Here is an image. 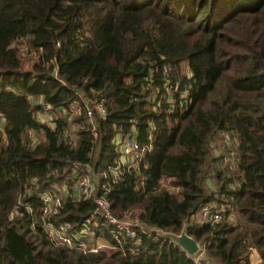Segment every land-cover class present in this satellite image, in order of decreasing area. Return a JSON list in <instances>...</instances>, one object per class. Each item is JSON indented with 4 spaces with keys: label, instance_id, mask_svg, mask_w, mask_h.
<instances>
[{
    "label": "trees",
    "instance_id": "16d2710c",
    "mask_svg": "<svg viewBox=\"0 0 264 264\" xmlns=\"http://www.w3.org/2000/svg\"><path fill=\"white\" fill-rule=\"evenodd\" d=\"M18 41L37 52L34 71L18 69ZM101 97L105 113L88 117ZM72 103L82 111L68 119ZM133 131L153 148L114 178L116 136ZM217 134L237 137L229 175L211 168ZM82 170L95 178L88 198L76 192ZM106 189L117 217L145 224L138 245L49 237L48 224L88 228ZM46 193L61 207L43 216ZM214 201L221 219L186 227L206 257L248 264L256 251L264 264V0H0V264H198L148 226L178 233ZM90 231L115 243L102 222Z\"/></svg>",
    "mask_w": 264,
    "mask_h": 264
},
{
    "label": "built area",
    "instance_id": "2783aa9c",
    "mask_svg": "<svg viewBox=\"0 0 264 264\" xmlns=\"http://www.w3.org/2000/svg\"><path fill=\"white\" fill-rule=\"evenodd\" d=\"M169 99L172 102V99ZM42 107L45 111L50 109V105L48 103H44ZM85 109L86 115L88 117H92L94 111H97L100 115H103L105 113V98L101 97L94 99L92 102L87 101ZM81 111L82 110L78 103H72L70 105V110L67 111L68 119H70L74 114H80ZM115 144L118 155L115 164L110 168L111 174L114 178H118L122 174V171L125 167H137L146 151H149L153 148L151 143L141 144L138 141L134 131L132 133L116 136ZM75 175V186L78 191V195H81L85 198L90 197L95 188V178L87 170L78 171ZM107 191L108 190L106 189L104 192H102V194L94 196L95 207L93 209L92 215L87 220L88 228L85 227L83 232L76 233L74 237L69 232V225L65 222H59L56 225L48 224L46 228L48 229L49 237L56 244H65L71 247L77 246L91 251H96L103 247L118 248L126 238H134L136 245H138L140 242L139 238L137 237L138 227L144 228L145 231V224H142L136 219L117 217L111 209L110 202L106 197ZM41 198L43 200V204L41 206L43 216L49 212H57L58 208L61 207L60 197L56 194L46 193L42 195ZM221 217V213L219 211H215L213 214H211L210 219L217 221L221 219ZM101 222L102 224L109 226V231L115 243L107 242L88 245V243L84 240L85 233L92 230V227L98 226ZM200 243L202 249L197 255L192 257L194 261L198 264H217L212 259L206 257L204 253L205 245L202 242ZM137 248L138 246L133 248L132 251Z\"/></svg>",
    "mask_w": 264,
    "mask_h": 264
},
{
    "label": "rangeland",
    "instance_id": "374dc122",
    "mask_svg": "<svg viewBox=\"0 0 264 264\" xmlns=\"http://www.w3.org/2000/svg\"><path fill=\"white\" fill-rule=\"evenodd\" d=\"M15 46L18 48L17 49V54H18V69L20 70H30V71H34V63L39 61L38 58V54L34 49H29L27 44L25 43V41H18L17 44H15ZM180 68L182 69V71L186 70V62H181ZM188 71V70H187ZM156 90V88H155ZM157 91V90H156ZM73 125H71V130L74 129ZM226 133V132H225ZM228 133V132H227ZM236 145H237V137L236 136H231L229 134H223V135H216L212 141H211V145H210V151L211 153L216 156L218 159L216 162L213 163V165L211 166V168H213L214 170L220 169V168H227V174H231L233 173L231 171V169L235 168L236 165V161H237V150H236ZM171 178L170 177H163L162 179V185L163 186H167L168 188L177 191L179 189V186L172 184L171 183ZM208 187L209 189L214 188V184H215V179H214V175L213 173H209L208 175ZM59 195V194H58ZM60 196V195H59ZM229 204V203H228ZM211 207H215L217 208V203L211 202L207 205L204 206L206 213L204 214L205 216V220H209L211 217V212H209ZM228 206L227 203H222L221 208L224 210V208ZM220 208V209H221ZM203 211L199 210L197 211L191 218L186 219V224L189 221H193V222H202L204 220L203 218ZM227 219L231 222H236L239 219V216L236 212L235 209L232 210V212L229 213V215L227 216ZM86 237L85 239H87V243L89 245H95L97 243L96 239L92 240V233L90 231L85 233ZM256 264H260V262L256 263Z\"/></svg>",
    "mask_w": 264,
    "mask_h": 264
},
{
    "label": "water",
    "instance_id": "95a60500",
    "mask_svg": "<svg viewBox=\"0 0 264 264\" xmlns=\"http://www.w3.org/2000/svg\"><path fill=\"white\" fill-rule=\"evenodd\" d=\"M186 227L187 224L185 221L182 229L177 233L172 231H165L158 227L148 226L150 230L157 232L161 237L169 239L176 246H179L182 250H184L189 256L193 257L201 251L202 247L200 241L195 239L187 232Z\"/></svg>",
    "mask_w": 264,
    "mask_h": 264
},
{
    "label": "crops",
    "instance_id": "0c3cea01",
    "mask_svg": "<svg viewBox=\"0 0 264 264\" xmlns=\"http://www.w3.org/2000/svg\"><path fill=\"white\" fill-rule=\"evenodd\" d=\"M76 192L78 194L77 189H76ZM201 211H203V215L202 216H203V218L205 220V216H204V214L206 213L205 208H202ZM95 239H96L97 243H107V241L105 239L101 238V237H95ZM258 262H260V257H259V255H258V253L256 251H253L251 253V255H250V260H249L248 264H256Z\"/></svg>",
    "mask_w": 264,
    "mask_h": 264
}]
</instances>
